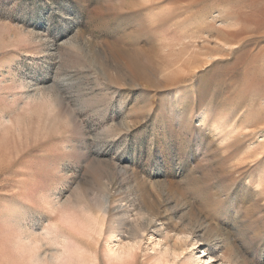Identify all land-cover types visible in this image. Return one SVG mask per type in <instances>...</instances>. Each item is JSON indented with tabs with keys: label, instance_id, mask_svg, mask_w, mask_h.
<instances>
[{
	"label": "rangeland",
	"instance_id": "1",
	"mask_svg": "<svg viewBox=\"0 0 264 264\" xmlns=\"http://www.w3.org/2000/svg\"><path fill=\"white\" fill-rule=\"evenodd\" d=\"M0 264H264V0H0Z\"/></svg>",
	"mask_w": 264,
	"mask_h": 264
},
{
	"label": "bare ground",
	"instance_id": "2",
	"mask_svg": "<svg viewBox=\"0 0 264 264\" xmlns=\"http://www.w3.org/2000/svg\"><path fill=\"white\" fill-rule=\"evenodd\" d=\"M57 234H59V233H57ZM46 236H47V235H46ZM59 237H61V236H59ZM62 237H63V236H62ZM53 239H55V238H53ZM62 239H63V238H62ZM65 239H66V238H65ZM50 240H51V239H50ZM66 241H67V239L65 240V243H64L65 245H64V246H66V244H67ZM62 243H63V242H62ZM68 244H69V243H68ZM68 244H67V246H68ZM67 246L65 247V250H66V248H68ZM69 246H70V244H69ZM126 247H127V246H126ZM110 248H111V247H110ZM110 248H109V249H110ZM118 248H119V247H118ZM127 248H129V247H127ZM120 249H121V248H120ZM123 250H125V249H123ZM55 251H56V250H55ZM66 251H67V250H66ZM118 251H119V250H118ZM120 251H121V250H120ZM67 253H68V252H67ZM109 254H110V253H109ZM113 254H114V255H117V250H113ZM113 254H112V255H113ZM122 254L124 255V253H122ZM127 254H128V253H127ZM53 255H54V254H53ZM114 255H113V256H114ZM61 256H62V255H61ZM122 259H123V258H122ZM115 260H117V259H115ZM56 261H60V260H59V257H58V260L56 259ZM117 261H121V259H120V260H117ZM31 263H32V262H31Z\"/></svg>",
	"mask_w": 264,
	"mask_h": 264
}]
</instances>
